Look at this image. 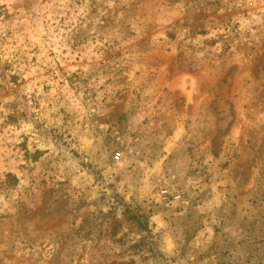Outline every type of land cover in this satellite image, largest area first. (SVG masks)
<instances>
[{"label":"rangeland","instance_id":"1","mask_svg":"<svg viewBox=\"0 0 264 264\" xmlns=\"http://www.w3.org/2000/svg\"><path fill=\"white\" fill-rule=\"evenodd\" d=\"M0 264H264V0H0Z\"/></svg>","mask_w":264,"mask_h":264},{"label":"built area","instance_id":"2","mask_svg":"<svg viewBox=\"0 0 264 264\" xmlns=\"http://www.w3.org/2000/svg\"><path fill=\"white\" fill-rule=\"evenodd\" d=\"M120 157H121V155H120V154H117L116 157H115V159H116V160H119Z\"/></svg>","mask_w":264,"mask_h":264}]
</instances>
